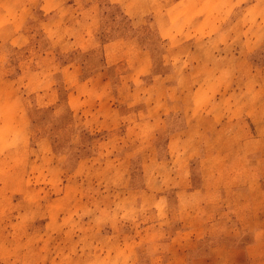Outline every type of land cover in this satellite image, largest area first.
I'll return each instance as SVG.
<instances>
[{
  "label": "rangeland",
  "instance_id": "obj_1",
  "mask_svg": "<svg viewBox=\"0 0 264 264\" xmlns=\"http://www.w3.org/2000/svg\"><path fill=\"white\" fill-rule=\"evenodd\" d=\"M0 264H264V0H0Z\"/></svg>",
  "mask_w": 264,
  "mask_h": 264
}]
</instances>
